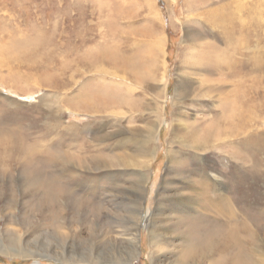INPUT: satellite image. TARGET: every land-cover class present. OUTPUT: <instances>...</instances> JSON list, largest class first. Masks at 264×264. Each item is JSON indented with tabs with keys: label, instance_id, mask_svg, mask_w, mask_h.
I'll list each match as a JSON object with an SVG mask.
<instances>
[{
	"label": "rangeland",
	"instance_id": "rangeland-1",
	"mask_svg": "<svg viewBox=\"0 0 264 264\" xmlns=\"http://www.w3.org/2000/svg\"><path fill=\"white\" fill-rule=\"evenodd\" d=\"M153 1L0 0V264H264V0Z\"/></svg>",
	"mask_w": 264,
	"mask_h": 264
},
{
	"label": "bare ground",
	"instance_id": "bare-ground-1",
	"mask_svg": "<svg viewBox=\"0 0 264 264\" xmlns=\"http://www.w3.org/2000/svg\"><path fill=\"white\" fill-rule=\"evenodd\" d=\"M149 1V3L151 4V5H154V1L153 0H148ZM156 12V11H155ZM219 12V11H218ZM226 12L227 11H221V12H219L220 13V15L217 17V19L216 20H218L219 21V23H221L222 25H224V24H230L231 26H233L237 21L239 22V29H240V31H231V35L229 36V39H227L230 43H232V47H235V43H233L234 42V40L236 39L240 44H241V42L245 39V38H249V40L247 41V43L249 44L250 43V41L251 42H253V36H251L252 35V33H251V31H252V28L250 29V26H248V28H245L244 27V25H246L247 23H249V22H247L248 20H240L239 18H237L236 17V11H234V10H230V14H227V17L225 16V14H226ZM159 14V13H158ZM248 16V15H247ZM247 16H246V18H247ZM227 18L226 20H225V22H224V20L222 19V18ZM259 19V18H258ZM234 21H236V22H234ZM243 23V24H242ZM243 27H244V30L242 31V29H243ZM228 32V31H227ZM254 32V31H253ZM230 33V32H229ZM259 33V32H258ZM262 33V32H261ZM256 35V34H255ZM226 37V36H225ZM164 37H162V45H161V52H163V59H164V56H165V51H164V48H163V45H165V39H163ZM264 38V37H263ZM257 39H259V37L257 38ZM261 39H262V37H261ZM227 41V42H228ZM255 41V40H254ZM246 44V43H245ZM261 44V43H260ZM157 45L159 46V43H157ZM242 45L244 46V42L242 43ZM251 45V44H250ZM250 45H249V47H250ZM240 47V46H239ZM245 47H246V49L248 50V48H247V45H245ZM116 49V48H115ZM207 51H209V49L207 50ZM206 53H208V52H206ZM217 54V53H216ZM208 55H209V53H208ZM201 57H202V55H201ZM205 57H206V59H207V56L205 55ZM205 57H204V59H205ZM214 57V56H213ZM212 57V58H213ZM209 58V57H208ZM211 59V58H210ZM206 61V60H205ZM206 62H208V61H206ZM205 62V63H206ZM209 64V63H208ZM211 64V63H210ZM95 65V64H94ZM236 64H234V66H233V63L231 64V66H230V68L232 69H234V68H237L236 66H235ZM246 65H248V64H246ZM245 65V67H247V68H249V66H246ZM162 66H163V70H164V76H165V70H166V65H165V63H164V61H162ZM242 66H244V64H242ZM95 67V66H94ZM238 68L240 69L241 68V64L239 63V65H238ZM239 69H236V70H233V72H236V71H238ZM214 70V69H213ZM178 85V84H177ZM63 91V90H62ZM2 94V93H1ZM108 96V95H107ZM5 97V96H4ZM63 97V96H62ZM4 99H6V98H4ZM18 99V98H17ZM7 100V99H6ZM61 100V99H60ZM98 101V100H97ZM8 102V101H7ZM250 102V101H249ZM93 103V102H92ZM238 104H239V102H238ZM231 106V105H230ZM105 108V107H104ZM234 109V108H233ZM59 110H61V109H59ZM233 111V110H232ZM115 112V111H114ZM121 112V111H120ZM119 112V113H120ZM62 113V112H61ZM117 113V112H116ZM232 113V112H231ZM79 114V113H78ZM54 115V114H53ZM55 117V116H54ZM55 122V121H54ZM183 124V123H182ZM75 126V125H74ZM69 127V126H68ZM117 127V126H116ZM117 131V130H116ZM90 134V133H89ZM120 134V133H119ZM118 134V135H119ZM92 135V134H91ZM93 136H95V135H93ZM99 139V138H98ZM102 139V138H101ZM94 141V140H93ZM69 167V166H68ZM68 169V168H67ZM64 170V169H63ZM51 172V171H50ZM49 172V173H50ZM53 173V172H52ZM55 173V172H54ZM215 186V185H214ZM216 189V188H215ZM217 190V189H216ZM215 192H217V191H215ZM223 195H221L220 196V198L222 197ZM165 212V211H164ZM166 213V212H165ZM164 214V213H163ZM155 221V220H154ZM229 239V238H228ZM233 240V239H232ZM19 241V240H18ZM128 242V241H127ZM133 242V241H132ZM160 243V242H159ZM22 244V243H21ZM135 244V243H134ZM127 245V244H126ZM155 245V244H154ZM230 245H232V244H230ZM137 246V245H136ZM161 246V245H160ZM161 248V247H160ZM223 248H225V246H222V250H223ZM136 248L134 247V246H129V247H127V253L129 254V253H131V252H133L134 250H135ZM163 250V249H162ZM160 252V251H159ZM17 254H18V252H17ZM26 254H32L31 252L30 253H26ZM38 254V253H37ZM133 254V253H132ZM164 254V253H163ZM16 256V255H15ZM24 256V255H23ZM29 257V256H28ZM31 257V256H30ZM125 259V258H124ZM123 259V260H124Z\"/></svg>",
	"mask_w": 264,
	"mask_h": 264
}]
</instances>
